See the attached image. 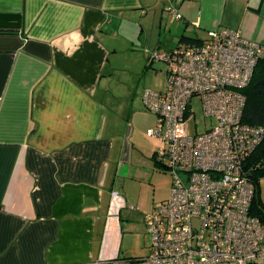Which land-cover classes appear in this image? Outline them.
<instances>
[{
  "label": "crops",
  "instance_id": "0c3cea01",
  "mask_svg": "<svg viewBox=\"0 0 264 264\" xmlns=\"http://www.w3.org/2000/svg\"><path fill=\"white\" fill-rule=\"evenodd\" d=\"M221 28L264 43V0H0V264L111 258L124 231L146 230L156 202H128L156 172L135 138L156 121L119 45L140 35L144 73L149 48Z\"/></svg>",
  "mask_w": 264,
  "mask_h": 264
},
{
  "label": "built area",
  "instance_id": "2783aa9c",
  "mask_svg": "<svg viewBox=\"0 0 264 264\" xmlns=\"http://www.w3.org/2000/svg\"><path fill=\"white\" fill-rule=\"evenodd\" d=\"M149 58L166 64V88L146 89L143 101L158 119L150 134L164 142L156 155L172 173L171 194L145 214L148 255L75 264H264V221L251 213L254 185L244 167L264 130L243 122V89L264 59V43L241 29H213L202 42L152 50ZM197 96L204 114L218 119L203 132L191 127Z\"/></svg>",
  "mask_w": 264,
  "mask_h": 264
},
{
  "label": "rangeland",
  "instance_id": "374dc122",
  "mask_svg": "<svg viewBox=\"0 0 264 264\" xmlns=\"http://www.w3.org/2000/svg\"><path fill=\"white\" fill-rule=\"evenodd\" d=\"M133 33L134 34H131L130 37V43L123 42V44L121 43L119 45L121 52L119 53L118 65L119 68L122 69L121 74L125 76H131L132 78L137 74V76H139L138 80L141 82V89H144L143 91L146 89H165L167 85L165 71L166 64L163 61L154 60L152 66L146 70V72L142 73L145 63H143L140 58V49L142 48V45L138 39L140 35L135 32ZM156 37V34L153 32L148 34V38L151 39V42H153ZM142 38H146L145 34L142 35ZM149 49L152 51L154 47ZM192 103L193 109L195 111V116L191 121L192 128L195 129L196 127H194V125L197 123V130L199 132H203L218 123L216 116H206L204 114L202 101L199 96L195 97ZM148 111L150 113V118L154 119L156 122L151 127H146L147 125H143L146 128L143 127L142 124L138 125L135 138L136 140L139 138L138 140L142 144L152 147L154 148L153 150L157 151L164 146V142L150 134V130L156 127L158 119L155 113L151 112L150 110ZM151 156L152 155L141 158L142 160L140 165H143L141 167L145 170H148V168H151L153 165L155 166V159H153ZM155 171L156 172L151 174L149 179L143 180V184H141L140 181L131 183L133 184V187L135 185V190L132 189V193L129 195V206H138L139 202L133 198L134 196L139 198L142 197L144 200L150 203L154 201L159 203L161 200L167 199L170 196L173 185V176L171 171L165 170L162 167H157ZM123 234L124 237L121 240L119 249L120 257H144L149 254L152 243L151 233H149L147 230L135 228L131 229L130 231H124Z\"/></svg>",
  "mask_w": 264,
  "mask_h": 264
},
{
  "label": "trees",
  "instance_id": "16d2710c",
  "mask_svg": "<svg viewBox=\"0 0 264 264\" xmlns=\"http://www.w3.org/2000/svg\"><path fill=\"white\" fill-rule=\"evenodd\" d=\"M207 38L183 35L182 42H202ZM179 43V44H180ZM178 44V45H179ZM246 95L243 122L263 128L264 130V59H261L255 69L251 83L243 89ZM154 153L155 164L162 167L157 155ZM245 175L254 185V196L252 200L251 213L264 221V200L262 197L261 182L264 179V137L259 145L247 157L245 164ZM166 170V168H164ZM137 258V257H130Z\"/></svg>",
  "mask_w": 264,
  "mask_h": 264
}]
</instances>
